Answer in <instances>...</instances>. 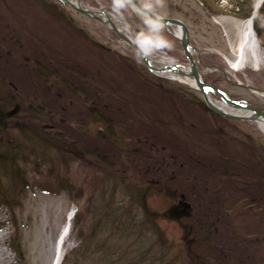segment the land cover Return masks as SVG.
<instances>
[{
    "label": "rangeland",
    "instance_id": "obj_1",
    "mask_svg": "<svg viewBox=\"0 0 264 264\" xmlns=\"http://www.w3.org/2000/svg\"><path fill=\"white\" fill-rule=\"evenodd\" d=\"M139 1L187 22L206 82L264 111V0ZM81 3L110 7L155 64L189 65L181 41L128 0ZM247 11L263 62L250 68L237 50ZM0 108V155L16 159L0 161L6 235L18 234L12 208L35 230L40 264L68 222L65 264H264V130L212 109L189 80L152 71L108 23L67 0H0ZM174 186L210 226L172 212L183 205L166 192Z\"/></svg>",
    "mask_w": 264,
    "mask_h": 264
},
{
    "label": "water",
    "instance_id": "obj_2",
    "mask_svg": "<svg viewBox=\"0 0 264 264\" xmlns=\"http://www.w3.org/2000/svg\"><path fill=\"white\" fill-rule=\"evenodd\" d=\"M67 1L74 8L89 15H92L96 18H99L105 23H108L124 41H126L131 47H133L139 53L142 60L152 71L157 73H164L163 71L166 70H177L179 73L192 76L196 83L195 86L202 91L206 103L212 109L231 117H239L244 115L245 117L254 119L256 121L258 117L264 118V111L259 107L255 106L254 104L244 99L231 98L223 89L209 82H206L203 79L199 67V62L194 55L195 49L197 47L191 43L190 27L187 24V22L182 18L176 16L162 15L144 6L139 0H128L136 12L140 13L141 15L153 21H157L159 24H161L166 29H168L173 35H175L181 41L183 46V51L189 59V65L187 70L173 63H169L166 65L154 64L151 58L149 57L148 52L141 46V44L137 42L125 29H123L121 26L118 25L117 21L113 18V16L110 13L111 10L110 7H107L106 10L94 9L83 5L81 3V0H67ZM171 25H175L177 27V32L179 30V33L172 31L170 28ZM210 90L216 91L228 106H232L235 108H244L249 112L245 114H238L227 111L226 109L221 107L220 104H216L213 100H211V98H209Z\"/></svg>",
    "mask_w": 264,
    "mask_h": 264
},
{
    "label": "bare ground",
    "instance_id": "obj_3",
    "mask_svg": "<svg viewBox=\"0 0 264 264\" xmlns=\"http://www.w3.org/2000/svg\"><path fill=\"white\" fill-rule=\"evenodd\" d=\"M250 23H253L252 18H247L246 20H244V23L242 25V27H244V30H245L244 31L245 32L244 41L243 40L241 41V38H240V41L238 44L239 46L237 48V50L240 51V54H239V56L241 55L240 60L242 62H244L243 67H248V68H250L249 64H253L254 62L259 64L260 66L263 64V62H262V51H260L259 48L255 49L253 47V41H257V39L255 40L256 36L254 35L255 37L254 36L252 37L251 34H248L247 29H245V27L249 26ZM175 32H177V31L175 30ZM177 33H179V30ZM237 58H239V57L237 56ZM169 61L173 62V60H169ZM232 64H233L234 68L240 69L242 67L236 61H233ZM181 67L185 68L186 70L188 69V66H181ZM163 72L165 74L169 75L170 77L180 78L183 80L184 79L189 80L193 85L196 84L195 80L192 76L187 75V74L184 75L182 73H179L177 70H166ZM209 98H211V100H213L216 104H220L221 107H223L224 109H226L229 112L242 113V114L249 112L244 108H235L232 106H228L224 102V100H222L220 102L215 101L213 96L211 95V92H209ZM256 122L264 130V118L258 117ZM24 203H27V201L24 200ZM9 210L12 214L11 220H14L12 222L14 223V225H16L14 227L18 231L17 232L18 234H17V236L11 235V234L6 235V233L8 232V228H10L9 220L5 215L2 214L3 212L0 211V264H18V263H21L20 258H22L24 256L23 252H26L25 257H26V261H28V264L43 263V260L41 262V258L39 255L38 240H37V237L35 236V233H36L35 230L32 229L31 226L27 227L26 230H24L23 228H20V226H19L20 220L17 219V217L15 216V209L9 208ZM68 225H69V222H68ZM65 228H64V230H65ZM22 242H23V244H22ZM9 248H13L16 251V253L19 257L18 259H16L12 255V251H10ZM47 249H48L47 252L52 256L50 264H61L63 254H64V249H63V246L61 245L60 241L58 240L57 248H56L55 252H53V242H52V239H50Z\"/></svg>",
    "mask_w": 264,
    "mask_h": 264
},
{
    "label": "trees",
    "instance_id": "obj_4",
    "mask_svg": "<svg viewBox=\"0 0 264 264\" xmlns=\"http://www.w3.org/2000/svg\"><path fill=\"white\" fill-rule=\"evenodd\" d=\"M250 14V11H247V12H245L243 15L245 16V17H248V15ZM254 18H256L255 16H254ZM254 25H255V28L257 29V31L259 32V26H257V21L255 20L254 21ZM38 69L39 70H41L42 72H43V67H41V66H38ZM0 113L1 114H3V110H2V108H0ZM104 114V113H103ZM4 115V114H3ZM5 128H7V127H5ZM0 129H3V127L0 125ZM6 147V146H5ZM5 150V149H4ZM9 150H10V146H9ZM3 153H4V155H0V161H2V162H6V163H9V162H12V163H14V164H16V159H14L15 157H14V155H11V158L9 157V155H8V151H3ZM226 164H227V161L226 162H224V161H217V162H213V165L215 166V168H217L219 171H220V169H222V173H227V171H225L224 170V168L226 167ZM211 167H212V165H211ZM220 168V169H219ZM165 172H166V170H165ZM176 175V176H175ZM177 173H176V171H174V169H172V170H169L168 172H166L165 174H164V177H163V183H166V184H168V182H169V180H174L176 177H177ZM230 176V175H229ZM225 178V177H224ZM228 178V177H227ZM233 179H235L236 181H238L239 179L236 177V178H234V176L231 174V176L229 177V182H232V181H234ZM250 181V180H249ZM165 184V185H166ZM169 185H171V184H169ZM180 186H182V184L180 185ZM180 186H174V187H170L169 188V190L167 189V194H169L168 196H174V197H176L177 199L179 198L180 199V204H183V205H180V207H173V209H172V212H174V213H177V216H179V217H190L191 215L193 216H200L201 217V215H199L200 213L203 215L202 217H201V219L200 218H198V217H196V218H198V220H197V224H198V227H204L205 225H206V223L208 224V222H206V221H204L203 219H206L204 216L205 215H207V214H203L202 212V210L201 211H196L195 213L193 212H190V209H192L193 208V205H194V203H195V201L193 200V198H192V200H186L185 199V197H183L182 196V191H180ZM143 188V190L142 189H139L137 192H138V196H139V200H143L144 201V203H145V200H146V197L148 196V191H147V186L144 188V186L142 187ZM114 192V191H113ZM194 196H195V193H192ZM132 197V196H131ZM193 203V205H192V207H191V204ZM122 206H124V205H119V207H122ZM195 209V208H194ZM191 216V217H192ZM195 217H193V218H195ZM195 220V219H194ZM194 220H192V223L190 224V225H187V223L185 222V224H184V226L187 228V229H189L190 228V226L192 225L193 227H195V228H198L197 226H194ZM128 223V222H127ZM127 223H126V225H127ZM209 225V224H208ZM210 226V225H209ZM193 236H192V238H194V239H196V235H197V232L196 231H193ZM260 238V237H259ZM76 249H74L73 251H75ZM78 252H80V251H77V253ZM69 256H70V254L68 253V254H66L65 255V258H64V260H63V262H62V264H65V261L69 258Z\"/></svg>",
    "mask_w": 264,
    "mask_h": 264
}]
</instances>
